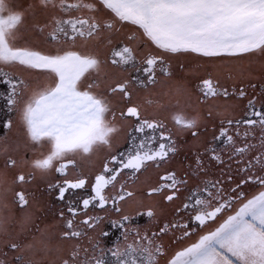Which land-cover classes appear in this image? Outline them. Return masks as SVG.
I'll return each instance as SVG.
<instances>
[{"label": "snow or ice", "instance_id": "6c2138e0", "mask_svg": "<svg viewBox=\"0 0 264 264\" xmlns=\"http://www.w3.org/2000/svg\"><path fill=\"white\" fill-rule=\"evenodd\" d=\"M36 8L50 13L46 23L34 27L50 38L52 51L42 52L19 43L25 15H34ZM127 26L132 27L123 46L113 49L109 62L121 74L129 75L111 84L107 94L94 92L92 89L97 85L93 83H86V88H82V81H87L93 72H100L101 61L94 53L76 50L77 45L87 48L90 43L101 41L112 45L115 35ZM142 45L150 49L143 55L140 54ZM153 48L158 51H151ZM252 53L264 55V0H35L24 11L16 10L13 0H0V87L6 89L0 93V105L8 112H19L33 146L43 148L47 143L46 154L23 163H30L32 169L42 174L54 170L65 176L62 184L49 185L58 189V200L64 201L66 193L83 189L86 183L83 178L67 179L66 169L75 162H65L66 157L91 154L100 146L111 147V138L118 128L114 123L116 109L109 95H119L122 101H128L120 109V117L134 118L135 131L142 134L139 143H134L126 154L111 157V163L118 168L105 164L104 172L112 175L96 176L93 195L76 204L69 200L68 217L60 212L66 229L61 233L62 238L86 235L82 226L109 238L110 232L103 228L106 219L119 232V238L103 246L99 240L90 248L76 245L60 264H159L162 257H168L167 264H264V99L259 106L257 97L248 99L239 120L224 116L217 109L222 102L228 111L233 100H243L247 96L244 87H229L211 76L196 85L199 103L208 106L209 116L215 111L221 118L211 141L203 152L197 153L194 171L206 173L205 156L224 163L223 155L227 154L238 171L245 174L241 183L259 186L258 194L248 198L238 190L240 184L229 191L221 180L209 177L196 188L187 189L186 179L177 178L174 172L166 173L160 177L161 183L147 191V196L161 195L171 202L182 190L187 191L182 208L177 211L184 212L189 219L166 222L149 233L142 232L135 222L144 216L155 220L154 210L148 208L131 215L121 205L136 195L130 185L120 184L118 192H105L109 185L115 187L113 182L125 169L129 170V179H133L150 162L159 166L177 151L165 123L142 117L141 106L131 102L133 89L150 91L161 82V77H170L171 56L194 54L215 62ZM15 66L45 73L50 83L29 94V83L11 71ZM133 73L138 74L134 79ZM259 95L264 97V89ZM173 121L178 132L188 130L193 137L199 136L197 116L177 113ZM10 127L11 120L0 121V130ZM157 133L158 147L153 148ZM15 151L16 148L0 139L4 168L20 166L21 162L12 155ZM55 161L60 162L59 166H54ZM34 174L26 178L21 172L15 183L23 185ZM14 197L22 209L29 204L24 191L14 192ZM5 207L0 197V230H3ZM90 208L110 211L116 218L92 214ZM78 215L83 216L79 223ZM218 220L214 230L203 232L194 243L168 256L164 236L171 233L173 242L184 240L205 228L209 221ZM33 224L31 215L26 213L21 230ZM35 228L40 237L33 236L23 246L15 240L8 244L10 249L21 253L16 256L19 264H41L34 256L38 251H46L47 245L42 239L43 231L38 225Z\"/></svg>", "mask_w": 264, "mask_h": 264}, {"label": "flooded vegetation", "instance_id": "af4514ba", "mask_svg": "<svg viewBox=\"0 0 264 264\" xmlns=\"http://www.w3.org/2000/svg\"><path fill=\"white\" fill-rule=\"evenodd\" d=\"M35 0H13V7L16 10L24 11L30 4H34ZM50 13H45L41 9L36 8L35 14L26 13L25 25L21 28V39L19 43L22 46H28L34 50L49 52L53 50V45L50 43V38L42 33L35 24H44L48 21ZM132 26H127L123 31L117 33L114 37L112 45H108L103 41L90 43L87 48L77 45L76 50L87 51L94 53L101 61V69L99 73H95L96 77L93 81L97 88L101 87L100 79L103 77H116L117 80H123L129 74H121L116 67L111 65L110 58L113 49H119L123 46L125 37ZM65 47H68L65 45ZM150 49L142 45L140 54H146ZM151 51H158L154 48ZM170 77H161V82L153 87L150 91L142 89H133L132 103L141 106V116L148 119L162 120L167 129L171 130L173 139L176 142L177 151L170 154V157L161 162L159 166L154 163H149L146 170H142V174H137L133 179H129V170L125 169L117 177L113 185H109L105 189L106 193L118 192L120 184L131 186V190L136 193L132 198L121 202L124 212L135 215L137 211L152 208L155 212V220H150L146 216L138 219L135 223L140 226L142 232L148 231L151 233L159 226L166 222L177 221L181 219L187 221L188 215L184 212H178L187 196V191L182 190L176 199L168 202L161 195L153 197L147 196V191L161 183L160 177L166 173L174 172L177 178H183L188 181L187 189H194L201 184L205 177L219 179L223 182L226 189L230 191L232 187L240 184L239 191H243L248 198L258 194L259 186L251 183L242 184L245 174L238 171V167L234 161L228 159L227 154L223 155L224 163H218L215 160L205 156L204 167L205 172L197 173L194 171L196 165L194 163L198 152H203L204 147L211 141L213 135L219 129V119L215 111L212 116H209L208 106L199 103L197 100L196 85L208 76L219 80L221 84L229 87H244L247 96L243 100H233L228 111H225L224 104L221 102L217 105L218 111L224 116L234 119H241L245 112L247 100L252 97H257V106L264 97L259 94L264 89V55L258 53L247 54L243 57H230L216 59L215 62L208 58L198 57L194 54H178L169 58ZM17 76L23 78L30 85L29 94L33 89L43 87L50 83V78L47 74L15 66L11 69ZM137 73H133V79ZM159 75V74H158ZM81 82L82 88L83 83ZM85 85V84H84ZM255 85L253 88L252 86ZM131 87V86H130ZM6 89L0 87V93ZM108 92V91H107ZM152 103L148 104L147 101ZM111 105L116 109V124L118 131L111 138V147L100 146L91 154H69L67 160H72L75 163L69 164L66 169L67 179L76 180L78 178L85 179V187L72 190L66 193L65 200L57 199L58 189L50 188V184L63 183L64 175L51 170L47 174H42L31 168L30 163L36 158H41V153L48 152V145L45 142L43 148H36L28 140L25 127L21 121L18 111L8 112L6 108L0 105V121L5 119L11 120V127L0 130V139H4L8 145L16 148L12 153L14 158L20 161L19 167L4 168L3 158L0 157V197H3L4 203L7 205L3 209V225L0 230V264H19L16 256L21 253L13 251L9 248L10 241L15 240L18 243H29L33 236L40 237V233L36 231L35 226L38 225L43 231L42 239L47 245L46 251H38L35 253L34 259L40 261L41 264H60L62 258H67L74 246L79 245L81 248H90L92 243L99 240L100 244L106 245L119 238V232L111 228L107 219L103 222V228L110 232L109 238L98 236L97 230L87 229L82 226L87 234L80 238H62L61 233L65 229V219L61 218L60 212L63 211L65 217L69 216L66 204L72 200L74 204L78 203L82 198H88L93 195L92 187L95 184L97 175H105L110 177L112 173H105L104 166L108 164L110 168H118V165L111 163V157H119L121 153L126 154L133 144L139 143L142 134L135 131L136 121L134 118L121 119L120 109L128 104V101H122L119 95L111 96ZM177 113H183L187 117L197 116L199 119V136L193 137L191 132L185 130L178 132L177 126L173 121V116ZM109 119L112 117L109 115ZM243 131V129H241ZM135 138V140L133 139ZM159 143L157 133V143L153 144V148H157ZM59 161L54 162V166H59ZM23 172L27 177L32 172L33 176L28 179L23 185L15 183L17 176ZM229 177H231L229 179ZM24 191L29 204L23 209L15 202L14 192ZM111 208V205H108ZM92 214L107 215L111 219L116 218V214L103 209H89ZM29 214L34 221L33 226L21 230V221L25 214ZM83 218L78 215L77 223ZM218 221H209L205 228L193 233L190 237L184 240H176L173 242L172 234L169 233L163 237V243L167 249L168 256L173 255L177 250L182 249L194 243L200 234L207 232L209 227L218 224ZM179 235V230H177ZM168 257H162L159 264H167Z\"/></svg>", "mask_w": 264, "mask_h": 264}, {"label": "rangeland", "instance_id": "374dc122", "mask_svg": "<svg viewBox=\"0 0 264 264\" xmlns=\"http://www.w3.org/2000/svg\"><path fill=\"white\" fill-rule=\"evenodd\" d=\"M95 72H93L91 74V76L87 79V81H84L83 83V88H86V83H93L94 84V80H95ZM94 79V80H93ZM101 81V87L98 89L97 87H95L94 89H92L94 92H97V93H102V94H107L108 92V89H109V86L111 84H113L115 81H117L116 77L110 75V77H103L100 79ZM111 96L112 95H109L108 98L109 100L111 99ZM115 96V95H114Z\"/></svg>", "mask_w": 264, "mask_h": 264}, {"label": "crops", "instance_id": "0c3cea01", "mask_svg": "<svg viewBox=\"0 0 264 264\" xmlns=\"http://www.w3.org/2000/svg\"><path fill=\"white\" fill-rule=\"evenodd\" d=\"M217 226H218V224L211 225V226L209 227V230H208V231L214 230L215 227H217Z\"/></svg>", "mask_w": 264, "mask_h": 264}]
</instances>
